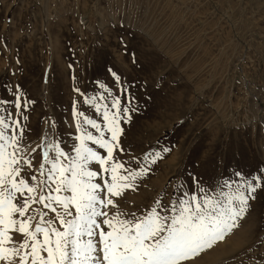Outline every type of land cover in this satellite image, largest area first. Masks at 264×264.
<instances>
[{"label": "rangeland", "instance_id": "374dc122", "mask_svg": "<svg viewBox=\"0 0 264 264\" xmlns=\"http://www.w3.org/2000/svg\"><path fill=\"white\" fill-rule=\"evenodd\" d=\"M138 55L159 81L128 84L133 70L126 78L112 69L127 88L122 103L132 110L125 144L138 155L157 142L171 151L137 202L165 189L170 195L168 181L189 172L208 183L264 167V0H0V98H10L6 86L19 85L33 140L47 132L70 143L71 107L81 100L73 89L89 97L104 84L118 91L105 64L93 71L94 61L111 58L132 69ZM172 91L182 93L189 123L173 122L149 137L140 124L153 120L158 100ZM239 223L236 234L246 228L248 243L236 234L219 243L237 239L212 264L264 261V194Z\"/></svg>", "mask_w": 264, "mask_h": 264}, {"label": "snow or ice", "instance_id": "6c2138e0", "mask_svg": "<svg viewBox=\"0 0 264 264\" xmlns=\"http://www.w3.org/2000/svg\"><path fill=\"white\" fill-rule=\"evenodd\" d=\"M118 41L127 48L124 37ZM106 72L118 91L104 84L89 97L73 89L81 100L71 107L70 143L47 132L31 139L29 102L19 85L6 86L10 98H0V264H199L236 234L264 194L261 167L208 183L189 172L168 181L170 195L165 189L137 202L171 149L157 142L138 155L125 144L132 121L121 98L127 88L111 67Z\"/></svg>", "mask_w": 264, "mask_h": 264}, {"label": "bare ground", "instance_id": "6f19581e", "mask_svg": "<svg viewBox=\"0 0 264 264\" xmlns=\"http://www.w3.org/2000/svg\"><path fill=\"white\" fill-rule=\"evenodd\" d=\"M105 44H109L108 40H107V42ZM141 45H143V44H141ZM107 52H109V51L107 50ZM103 54H106V53L104 52ZM108 54L110 55V53H108ZM101 56H99L100 59H97V60L94 61V63H93L94 65H92L93 66L92 67L93 71L96 72L98 69L103 67V64H105L106 68L111 67L113 69L115 67L117 70H119V72H120V74L122 76L127 78V75L131 76V73H132L131 70H133L134 73H135L133 75V78H130V80H125V81H127L128 84L131 83L132 85L135 84V85H142V86L143 85H147L146 83L151 82V80H153V78H154L153 75L156 73V69H154L153 66H150V62L149 61L147 63H146V60L142 61V62L139 61L140 59H144L145 58V56H142V55L141 56L138 55L139 58L138 57L137 58H138V62L139 63L136 64L135 67H132L133 65H131V67L129 66L132 69L126 68L127 66L123 68V67H121L122 65L121 66L117 65L120 62L117 63V62L113 61L111 58L106 59L107 61H106V63H104L103 62L104 60H102L103 57L101 58ZM106 56H107V54H106ZM89 66H91V65H89ZM90 69H91V67H90ZM88 70H89V67H88ZM90 71L93 72L92 69ZM90 71H88V72H90ZM88 72H87V74H88ZM73 73H74L73 75H76L75 71H73ZM90 74L91 73H89V75ZM76 78H74V80H76ZM154 81L158 82L159 79L156 78ZM157 82L155 84H157ZM179 94L177 95L176 93H174L172 91V92H170V94L167 97L162 96V99L159 97L161 100H158V105L156 107V109L158 108V110L155 111V113L153 115V120L151 122L150 121L149 122H144V123L141 122V124H140L141 125V127H140L141 130H142L143 124H145V127H144V131L145 132H146L147 129H150V130H147V132H149V133H147L149 135V137H153L160 130H163L165 128L170 127L173 122L179 121V122L184 123V124L185 123H189L188 120H187V118L189 117L188 115L190 114L189 113V107H186L184 105L183 98H182V93H179ZM160 109H161V111H160ZM191 116H193L192 112H191L190 117ZM191 122H193V119H192ZM140 128H137L138 134L141 133L140 132ZM247 234L248 233H247V229L246 228L240 229L238 231V233L236 234L237 235L236 238L238 240L242 241L241 242L242 245L243 244L246 245L248 243V241H249V239L247 237ZM236 238L233 237V239L229 242V244H225L223 246L220 245L216 249H214L212 252H208V253L204 254L203 255V259L199 262V264H212V263L218 261L220 258H222V256L227 251L226 248L230 244H232L234 242L233 240L234 239L237 240Z\"/></svg>", "mask_w": 264, "mask_h": 264}]
</instances>
